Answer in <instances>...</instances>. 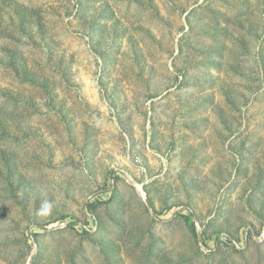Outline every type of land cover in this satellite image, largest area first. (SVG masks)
<instances>
[{"label": "rangeland", "instance_id": "1", "mask_svg": "<svg viewBox=\"0 0 264 264\" xmlns=\"http://www.w3.org/2000/svg\"><path fill=\"white\" fill-rule=\"evenodd\" d=\"M0 264H264V0H0Z\"/></svg>", "mask_w": 264, "mask_h": 264}, {"label": "clouds", "instance_id": "2", "mask_svg": "<svg viewBox=\"0 0 264 264\" xmlns=\"http://www.w3.org/2000/svg\"><path fill=\"white\" fill-rule=\"evenodd\" d=\"M51 207H52V206H51L49 203L45 202V203L43 204V206H42V213H43V214H47L48 212L51 211Z\"/></svg>", "mask_w": 264, "mask_h": 264}, {"label": "trees", "instance_id": "3", "mask_svg": "<svg viewBox=\"0 0 264 264\" xmlns=\"http://www.w3.org/2000/svg\"><path fill=\"white\" fill-rule=\"evenodd\" d=\"M186 219H188V217H186ZM191 229H192V231H193V233H194V235H195V232H194V230H195V226H194V224L191 225Z\"/></svg>", "mask_w": 264, "mask_h": 264}]
</instances>
